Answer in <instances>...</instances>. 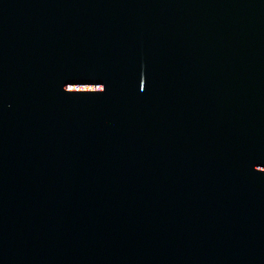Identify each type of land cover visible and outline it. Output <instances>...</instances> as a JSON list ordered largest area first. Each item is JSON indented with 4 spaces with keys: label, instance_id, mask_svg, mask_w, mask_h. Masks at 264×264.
Returning <instances> with one entry per match:
<instances>
[{
    "label": "water",
    "instance_id": "95a60500",
    "mask_svg": "<svg viewBox=\"0 0 264 264\" xmlns=\"http://www.w3.org/2000/svg\"><path fill=\"white\" fill-rule=\"evenodd\" d=\"M0 264H264V0H0Z\"/></svg>",
    "mask_w": 264,
    "mask_h": 264
}]
</instances>
